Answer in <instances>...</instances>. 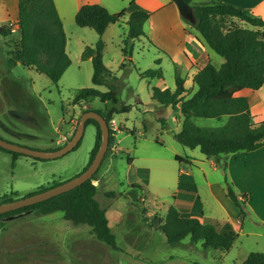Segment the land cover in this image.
I'll return each instance as SVG.
<instances>
[{
    "label": "rangeland",
    "instance_id": "1",
    "mask_svg": "<svg viewBox=\"0 0 264 264\" xmlns=\"http://www.w3.org/2000/svg\"><path fill=\"white\" fill-rule=\"evenodd\" d=\"M125 21L110 26L102 37L103 65L117 78L115 107L128 106L129 112L115 116L119 128V121L125 126L116 135L118 151L103 162L97 174L99 181L93 182L99 191L97 201L106 212L119 248L118 252L98 240L106 257L102 256L103 260L97 264H241V259L251 253H264V146L253 152L223 155L221 165L225 166L222 168L216 166L213 158L204 157L198 148L179 144L174 135L181 129L180 113L154 103L150 92L154 86L174 89L173 63L163 59V63L156 65L158 55L143 38L145 45L139 40L134 42V68L121 69L122 41L127 34ZM65 25L66 53L71 64L56 85L44 75L20 65L7 67L5 62L1 63L0 56L2 140L37 151L53 150L54 141L67 131V126L74 134L78 120L86 111L111 108V104L104 105L96 99L77 106L72 104L78 90L94 88L101 93L107 90L93 86L92 63L81 60L83 50L80 53L79 45L83 41L69 27L72 25L79 32L82 28L75 25L70 15L65 18ZM241 26L250 28L246 24ZM187 29L191 30L188 25ZM1 38L4 42L0 49L6 57V51L18 36ZM211 53L213 65L219 68L223 59ZM159 68L163 74L161 80L139 76ZM191 85L190 80L186 84L187 98L195 92ZM238 95L248 99L253 121L264 122V83L258 91L243 90ZM225 121L226 118L193 119L196 126L204 128H217ZM95 137V128L86 126L75 151L50 161L19 157L12 164L11 155L0 152V199L5 195L21 199L41 186L66 182L79 175L89 162ZM176 157L183 161L178 162ZM181 173L189 174L194 182L182 184L186 187L183 190L180 184L185 176L180 182ZM228 185L237 196L247 195L244 217L227 197ZM109 192L116 197L106 196ZM141 197L143 203L139 202ZM180 203L191 207V212L184 217L231 222L238 240L228 256L204 250L201 243L192 244L188 239L168 245L162 234L143 221V210L149 219L164 217L169 207L178 209ZM0 223L3 225L0 264H96L89 262L96 256L90 257L88 245L91 237L96 240L95 236L88 227H74L63 219L62 213L39 217L27 214L11 221L0 219ZM219 255H223L221 261L217 260Z\"/></svg>",
    "mask_w": 264,
    "mask_h": 264
},
{
    "label": "trees",
    "instance_id": "2",
    "mask_svg": "<svg viewBox=\"0 0 264 264\" xmlns=\"http://www.w3.org/2000/svg\"><path fill=\"white\" fill-rule=\"evenodd\" d=\"M184 1L193 8L195 24L185 20L183 22L195 31L212 52L223 59V63L219 68L208 63L202 69H197L192 78L195 92L187 98L189 93L185 88V78L180 75L177 64L172 62L175 89L171 91L152 87L151 100L180 113L181 129L174 135L179 144L189 149L198 148L204 157L213 158L216 166L224 168L225 165H221L223 155L253 152L264 146V122L253 121L248 99L238 95L243 90L258 91L264 83V22L220 1L202 3H193V0ZM17 2L18 39L5 53L8 65L9 67L20 65L33 70L56 85L71 62L66 53L63 23L54 0H17ZM148 19L149 13L140 9L135 1L117 14H110L99 5L85 4L79 8L74 17L75 25L94 31L98 37L94 47H85L81 60H90L92 63L93 86L104 87L107 91L101 93L94 88L78 90L72 99L74 106L95 99L104 105L111 104V108H104V111L93 110L107 123L114 120L116 115L129 112L128 106L122 105L120 109L115 107L118 104L117 78L103 65L102 37L108 27L125 21L127 34L122 41L123 62L120 68L123 70H126L127 66L134 68L131 60L134 42L145 36L144 24ZM241 24H246L250 28L242 27ZM11 34L8 24L0 27L1 37L6 38ZM186 55L188 57L187 53ZM197 56L198 53L194 51L192 59ZM155 64L159 65V62L155 61ZM139 76L146 80L163 78L160 68L149 69L140 73ZM62 110L65 111V108L63 107ZM198 118L216 120L226 118V121L217 128H204L193 123V119ZM88 125L95 128L96 137L89 162L83 171L94 159L101 143V132L97 122L90 119L85 127ZM112 143L113 138L110 136L108 149L101 165L110 156ZM80 144L81 141L74 151ZM0 152L10 154L12 164L17 158L24 157L1 148ZM176 160L182 162L179 157H176ZM128 162L131 163L130 158ZM99 170L100 168L90 180L67 193L36 205L2 214L0 219L10 220L27 214L39 217L59 212L62 213L63 219L74 227H90L97 240L116 250V239L110 231L106 212L97 201L98 187L93 184L99 181L97 178ZM61 183L52 182L47 186H41L25 197ZM106 196L116 197L113 192L106 193ZM227 197L240 209L241 216L244 217L247 195L237 196L228 185ZM13 200L5 195L0 199V204ZM139 202H144L142 197L139 198ZM142 215L143 221L162 234L168 245L178 244L188 239L192 244L201 243L204 250L228 252L238 240L237 234L228 222L212 218L202 220L184 218L173 206L168 208L164 217L154 216L149 219L146 210L142 211ZM2 226L0 223V228ZM242 264H264V253H251Z\"/></svg>",
    "mask_w": 264,
    "mask_h": 264
},
{
    "label": "crops",
    "instance_id": "3",
    "mask_svg": "<svg viewBox=\"0 0 264 264\" xmlns=\"http://www.w3.org/2000/svg\"><path fill=\"white\" fill-rule=\"evenodd\" d=\"M132 1H135L136 5L140 9L149 13V19L144 24L145 36L140 38L139 42H142L143 38L147 40L148 42L147 45L153 48L156 54L158 55L156 61H158L159 64L163 63V59L171 60L173 63L177 64V66L179 67L180 75L183 78H185V88L187 93H189L186 84L190 80L192 81V78L195 75L197 69H202L208 63L213 65L212 58L214 57H212L213 56L211 53L212 51L207 47V45L203 43V41L201 40V38H199V36L195 33V31L193 30L189 31L187 29V25L183 22V19L181 18L176 5L171 0H54V3L57 12L59 14V17L63 23L64 33L66 36L65 18L68 17V15H70L74 19L77 11L81 6L85 4L99 5L105 8L110 14H117L125 10ZM210 1H220L221 3L232 5L236 8H239L241 11H243L244 14L257 19H261L264 22V0H193V3H202V2H210ZM17 16H18L17 0H0V27L7 25L9 22L13 20H16ZM69 28L72 32L75 33L78 39L83 41V44L79 45L80 53L82 50L85 49V47H89V46L92 47L97 42L98 38L93 34L92 31H89L88 29H80L81 30L80 32L75 31L72 25ZM110 28L111 27L107 28L105 34L106 32H109ZM3 42L4 41L0 36V47L3 45ZM142 44L145 45L144 42H142ZM187 47H188V51H187ZM3 51L4 50L0 49V56L2 58L1 63L5 62L6 66L9 67L7 58L3 56L2 53ZM194 51L198 53V56L197 58L192 59ZM186 53L188 54V57ZM121 60H123V57L121 58ZM190 87L193 89V85H191ZM174 89L172 90L170 89V90L173 91ZM118 123H120L121 129L123 130V128H125L124 123L120 121ZM65 133H69L70 136L73 133V129H71L70 126H67V131ZM61 146L62 145L59 143V141L55 140L53 143L54 149L47 151H54L55 149L60 148ZM180 159L183 161L182 158ZM182 176H185L184 177L185 179L184 181L181 182ZM180 182H181L180 184L181 190L186 189V187L182 186V184L183 185L184 184L186 185L188 183L194 184L193 179L187 173H181ZM178 209L181 217H184V215L189 214L191 212V207H188L187 205H184L182 203H180ZM184 218H190V217H184ZM13 219L7 221H11ZM199 219L202 220V217ZM227 222L229 223V221ZM83 227H88V226H79L76 228H83ZM231 227L235 232L233 225H231ZM88 228L90 229V233L95 236V234L91 231V228L90 227ZM98 242L99 241L97 240V238L95 240L94 237H91V240L88 244L90 248L89 251L91 252L90 257L92 256L98 257V258L96 257L91 258V260L89 261L90 263H96V264L97 262L100 263L103 260L101 257L106 255L102 253V247ZM118 250L119 248L117 247V251ZM215 252H217L218 254H223L224 256H228L229 251L228 252L215 251ZM223 255H219L217 260L221 261ZM245 259L246 258L241 259L240 261L241 264ZM187 264H192V263L189 262Z\"/></svg>",
    "mask_w": 264,
    "mask_h": 264
},
{
    "label": "water",
    "instance_id": "4",
    "mask_svg": "<svg viewBox=\"0 0 264 264\" xmlns=\"http://www.w3.org/2000/svg\"><path fill=\"white\" fill-rule=\"evenodd\" d=\"M171 1L176 5L181 18L194 25L195 17L192 6L187 4L184 0H171ZM90 119H93L97 122L101 132V143L90 165L79 175L75 176L74 178L66 182H62L58 186L49 188L43 192L34 195L13 200L11 202L1 203L0 215L45 202L49 199L67 193L81 186L88 180H90L100 168L104 156L107 152L109 145V128L107 122L103 119L101 115H99L94 111H88L81 115L77 129L70 138V140L67 143H65L62 147L54 151L32 150L0 139V148L7 152L16 153L24 157H29L36 160H43V161L55 160L74 151V149L77 147V145L82 139L85 130V124Z\"/></svg>",
    "mask_w": 264,
    "mask_h": 264
},
{
    "label": "built area",
    "instance_id": "5",
    "mask_svg": "<svg viewBox=\"0 0 264 264\" xmlns=\"http://www.w3.org/2000/svg\"><path fill=\"white\" fill-rule=\"evenodd\" d=\"M8 26L11 28V33L12 34H17L18 31V25H17V21L13 20L11 22L8 23ZM108 124V128H109V137L111 136L113 138V143L110 147V154L111 155H116L117 154V144H116V135L120 132V128L118 126V124L116 123L115 120H111ZM71 137V135L69 136V133H64L62 134L58 141L61 145H64L65 143L68 142L69 138Z\"/></svg>",
    "mask_w": 264,
    "mask_h": 264
}]
</instances>
